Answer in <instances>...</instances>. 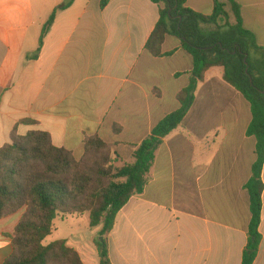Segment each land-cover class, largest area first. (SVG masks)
I'll use <instances>...</instances> for the list:
<instances>
[{"label":"crops","instance_id":"crops-1","mask_svg":"<svg viewBox=\"0 0 264 264\" xmlns=\"http://www.w3.org/2000/svg\"><path fill=\"white\" fill-rule=\"evenodd\" d=\"M65 1L0 0V148L13 132L44 131L80 159L86 138L98 135L113 145L115 166L130 163L153 128L180 108L193 59L174 38L163 46L172 55L148 54L160 19L151 0H111L105 8L102 0H75L58 11L38 52L44 26ZM234 1L264 48V0ZM187 6L210 15L214 0ZM222 75L207 71L183 125L157 151L144 193L119 212L106 238L110 264L242 263L251 220L244 186L256 139L247 136L250 104ZM262 202L254 264H264V193ZM21 217L0 219V264L13 254ZM101 229L90 227L88 242L64 239L84 264H100L94 237Z\"/></svg>","mask_w":264,"mask_h":264},{"label":"trees","instance_id":"trees-1","mask_svg":"<svg viewBox=\"0 0 264 264\" xmlns=\"http://www.w3.org/2000/svg\"><path fill=\"white\" fill-rule=\"evenodd\" d=\"M75 0H66L51 15L40 38V49L57 13ZM111 0H102L105 8ZM160 6V19L146 44L154 58L164 54L168 38L181 43L193 59L189 84L178 94L180 108L167 115L132 154V162L115 166L113 145L98 135L88 137L84 154L77 159L57 147L52 136L32 131L13 132L0 148V219L22 212L11 236L13 254L4 264H84L79 253L65 240L50 244L54 221L76 215L90 216V227L102 226L96 242L100 264H110L107 236L119 212L135 196L142 195L150 179L156 153L166 137L180 128L195 103L207 71L220 68L223 80L250 104L252 121L248 137L256 139V161L244 186L250 201L251 220L241 264H254L261 246L260 232L264 183V48L243 25L240 6L234 0H214L210 15L193 11L188 0H151ZM228 4L231 10H228Z\"/></svg>","mask_w":264,"mask_h":264},{"label":"rangeland","instance_id":"rangeland-1","mask_svg":"<svg viewBox=\"0 0 264 264\" xmlns=\"http://www.w3.org/2000/svg\"><path fill=\"white\" fill-rule=\"evenodd\" d=\"M22 213V212H21ZM66 218V219H65ZM64 221L61 219V217H58L54 221V228L53 232L50 236H48L45 240L47 244L61 241L64 239H69L70 235H78L82 238L83 242L89 241V222H90V216L88 213L84 215H76V216H70L65 217ZM101 236L99 234H96L94 237V244L96 242H101ZM66 241V240H65Z\"/></svg>","mask_w":264,"mask_h":264},{"label":"water","instance_id":"water-1","mask_svg":"<svg viewBox=\"0 0 264 264\" xmlns=\"http://www.w3.org/2000/svg\"><path fill=\"white\" fill-rule=\"evenodd\" d=\"M100 241H101V243H104V238H101V240H100Z\"/></svg>","mask_w":264,"mask_h":264}]
</instances>
